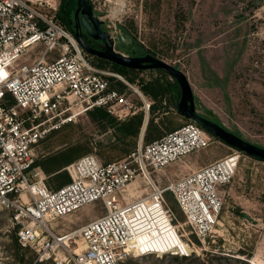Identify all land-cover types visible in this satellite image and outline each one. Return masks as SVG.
I'll use <instances>...</instances> for the list:
<instances>
[{"label":"built area","instance_id":"obj_1","mask_svg":"<svg viewBox=\"0 0 264 264\" xmlns=\"http://www.w3.org/2000/svg\"><path fill=\"white\" fill-rule=\"evenodd\" d=\"M55 9L53 0H0V211L9 215L19 244L36 252V263L124 264L140 255L158 256L148 249L152 239L162 234L160 241L170 245L158 226V207L185 241L174 224L167 193L205 243L218 225L224 190L237 174L240 154L165 187L154 178L212 145L211 135L195 122L146 145L141 141L120 162L102 164L86 156L67 168L69 183L56 189L47 186L43 170L35 167L37 146L43 140L96 108L119 119L136 113L132 100L113 87L110 77L143 96L123 77L96 68L74 32L50 15ZM110 35L117 45L121 35ZM33 56L38 57L35 62H25ZM143 102L149 115L151 103ZM134 183L135 193L130 191ZM93 204H101L105 213L75 231L58 233L60 220ZM173 252L169 249L165 255L190 256L181 248Z\"/></svg>","mask_w":264,"mask_h":264},{"label":"rangeland","instance_id":"obj_2","mask_svg":"<svg viewBox=\"0 0 264 264\" xmlns=\"http://www.w3.org/2000/svg\"><path fill=\"white\" fill-rule=\"evenodd\" d=\"M62 1L53 0L57 9L50 15L71 31V24L58 14ZM90 2L109 33L132 39L144 54L163 60L185 73L200 114L241 139L264 148V0ZM76 9L77 0L74 15ZM88 57L96 68L123 77L109 67H100L96 57ZM37 59L33 56L25 62L33 63ZM136 71L129 74L133 81L123 79L139 89L155 108L154 112L151 109L149 112V121L152 119L153 124L148 135L152 141L189 122L178 113L181 89L168 73ZM110 79L114 88L132 100L136 113L119 119L108 112L113 120L101 122L93 119L89 111L43 140L37 146L35 167L43 170L50 189L59 188L71 180L67 168L76 161L94 156L102 164L120 162L141 143L143 127L139 134L130 136L124 124L140 115L145 121L144 102L140 96L130 97L131 89L125 87L120 79ZM158 82L168 83V92L163 99L154 100L145 95L144 89ZM145 136L146 131L142 140L144 145L151 142L149 138L146 141ZM235 152L241 156L240 164L234 180L224 190V206L211 237L201 243L187 225L175 197L167 193L165 199L173 213L174 224L190 246L179 237L174 226L163 229L164 236L170 242L168 246L181 248L190 256L160 255L159 252L158 256L133 257L124 264H264V161L212 137V145L208 149L189 155L184 162L172 164L159 174L155 173L154 178L159 186L165 187ZM51 156H59L62 163H69L55 174H59L56 177L46 174L39 164ZM136 186L137 183L132 184L130 191L135 193ZM141 192L142 189L137 195ZM240 212L248 213L257 224L241 218ZM104 213L101 204L87 206L66 220H60L57 231L60 234L75 231ZM36 260L37 254L33 249L19 244L10 227L9 215L0 211V264H53L51 261L36 263Z\"/></svg>","mask_w":264,"mask_h":264},{"label":"water","instance_id":"obj_3","mask_svg":"<svg viewBox=\"0 0 264 264\" xmlns=\"http://www.w3.org/2000/svg\"><path fill=\"white\" fill-rule=\"evenodd\" d=\"M97 12L94 9L90 0H77V9L75 11V31L74 35L77 42L88 54L96 58H100L111 63L117 64L121 67L132 70H162L168 73L179 85L181 89V98L178 103V113L188 119L200 125L208 134L217 139H220L227 145L236 149L239 152L247 154L253 158L264 161V148L251 144L235 134L229 132L221 125L208 119L198 112L195 105V98L191 84L183 71L177 67L166 63L152 55H146L144 57H134L125 54L127 51L140 52V48L134 44L132 39L126 38L121 35L116 42L111 37L110 33L104 32L102 26L104 22L96 16ZM95 39L105 42V47L102 50L92 48L84 40L82 31ZM145 123V121H144ZM149 119L145 123L144 134L147 129ZM143 134V136H144ZM143 138L141 139V141ZM240 217L257 224V221L253 219L248 213L240 212Z\"/></svg>","mask_w":264,"mask_h":264},{"label":"trees","instance_id":"obj_4","mask_svg":"<svg viewBox=\"0 0 264 264\" xmlns=\"http://www.w3.org/2000/svg\"><path fill=\"white\" fill-rule=\"evenodd\" d=\"M75 6H76V0H63L62 6L60 8V12L58 13L60 17L65 18L66 23L71 24L70 28H71L72 32L75 31V25L73 23V20H74V14L73 13H74ZM95 60L98 62V65L100 67H102V68L103 67H109L110 69H112L113 71L122 75L123 77L127 78L128 80L131 79L133 81V79L130 78L129 74L131 72H137L136 70L127 69V68L121 67L117 64L111 63L109 61H106V60H103L100 58H95ZM157 71L164 72L162 70H157ZM167 84L168 83H165V82H162V83L158 82V84L151 83L144 89L145 95L150 96L154 100H157L159 98L163 99L168 92ZM153 107L154 106L152 105L151 110L154 112L155 108H153ZM90 115L92 116L93 119L99 120L101 122L102 121L111 122L113 120L112 117L110 116V114L102 108L94 109L93 111L90 112ZM143 122H144V116L140 115V116L133 118L130 122L124 124L127 135L135 136V135L139 134L141 128L143 127ZM152 124H153V121L151 119L149 121V124L147 126V130H146V136H145L146 141H149V139H150V141H152L150 135H148V132L152 128ZM214 138L217 139L216 137H214ZM39 164L42 166V168L44 169L46 174L55 175L57 172L62 170L63 167H65L69 163L68 162H67V164H66V162L62 163L59 156H51V157L47 158L46 160H44L43 162H40ZM57 175H59V174H57ZM57 175H55L54 177H56ZM70 181L68 180L65 184L69 183ZM176 245H178V244H176Z\"/></svg>","mask_w":264,"mask_h":264},{"label":"bare ground","instance_id":"obj_5","mask_svg":"<svg viewBox=\"0 0 264 264\" xmlns=\"http://www.w3.org/2000/svg\"><path fill=\"white\" fill-rule=\"evenodd\" d=\"M119 3V2H118ZM124 5V4H123ZM114 10V9H113ZM115 13V12H114ZM147 118L149 119V115L148 113L146 114V117H145V123L147 121ZM145 123L143 125V128H142V133H141V139L143 138V134H144V128H145ZM154 205H152V208H153ZM155 215L157 216V220H158V226H160L161 229H165L169 226L172 227V224L169 223V219L167 218V216L164 214V212L161 210L160 207H158L156 210H155ZM167 221V222H164V221ZM166 223H169L168 225ZM160 236H158L157 238H154L152 239L153 242L152 244L148 247L149 250H154L155 253H160L161 254H166V252H168V250L170 249V251H174L173 253L177 254V250L178 248H171L170 246H165L163 245L164 243H162L159 239Z\"/></svg>","mask_w":264,"mask_h":264},{"label":"flooded vegetation","instance_id":"obj_6","mask_svg":"<svg viewBox=\"0 0 264 264\" xmlns=\"http://www.w3.org/2000/svg\"><path fill=\"white\" fill-rule=\"evenodd\" d=\"M97 16V14H96ZM99 17V16H97ZM100 18V17H99ZM101 20V19H100ZM74 25L76 26V23H75V19H74ZM102 30L104 32H108V30L105 28V25L102 26ZM109 33V32H108ZM82 34H83V37H84V40L87 42V44L89 46H91L92 48L94 49H97V50H102L104 47H105V42L102 41V40H95L91 37H89L86 32L83 30L82 31ZM125 54L129 55V56H134V57H144L146 56V54H144L141 49H140V52L138 53H135L134 51H127V49H125ZM148 55V54H147ZM93 57V56H92ZM143 71V70H142Z\"/></svg>","mask_w":264,"mask_h":264},{"label":"crops","instance_id":"obj_7","mask_svg":"<svg viewBox=\"0 0 264 264\" xmlns=\"http://www.w3.org/2000/svg\"><path fill=\"white\" fill-rule=\"evenodd\" d=\"M132 91V94L130 95V97H135V98H137V96H140V94H138V93H136L133 89L131 90ZM141 98H142V101H144V99L145 100H147L145 97H144V95L143 96H140ZM170 126H174V124H170ZM206 162H207V160H206ZM205 163V162H204Z\"/></svg>","mask_w":264,"mask_h":264}]
</instances>
